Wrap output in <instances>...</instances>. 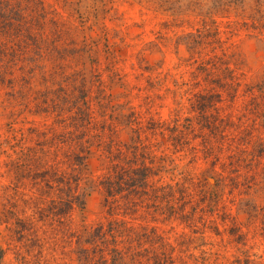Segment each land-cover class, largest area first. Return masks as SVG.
Wrapping results in <instances>:
<instances>
[{"label":"rangeland","instance_id":"374dc122","mask_svg":"<svg viewBox=\"0 0 264 264\" xmlns=\"http://www.w3.org/2000/svg\"><path fill=\"white\" fill-rule=\"evenodd\" d=\"M8 1L18 29L0 33V264H264V154L241 171L250 183H209L227 177L244 129L250 152L264 148V8ZM80 109L82 127L68 128ZM69 135L84 151L61 144L55 158L50 140ZM99 141L113 145L112 213L86 184L106 173ZM73 150L79 160L63 163ZM51 165L84 194L59 222L39 217L58 192L31 180Z\"/></svg>","mask_w":264,"mask_h":264},{"label":"trees","instance_id":"16d2710c","mask_svg":"<svg viewBox=\"0 0 264 264\" xmlns=\"http://www.w3.org/2000/svg\"><path fill=\"white\" fill-rule=\"evenodd\" d=\"M246 0H216V6L217 8L224 6L225 4L230 3H238L242 6L245 5ZM250 3H252L251 8L252 10H255L256 13L261 14V8H264V0H249ZM14 11V7L9 4L8 0H0V30L1 34H8L10 37L11 31H17L16 28L12 27V17L11 13ZM5 13L8 15L5 16ZM260 17H262L260 15ZM258 23H259V17H258ZM25 25V24H24ZM23 25V26H24ZM23 26H19V34H22V28ZM9 27L6 29V32H4V28ZM12 37V36H11ZM1 64V60H0ZM1 69V67H0ZM261 86L259 85V95L254 98L255 101H258L260 105L262 104V101H264V95L261 93ZM254 89L256 87H248V92H254ZM250 106V103H249ZM248 106V107H249ZM256 108L257 106L254 105ZM88 111V110H86ZM85 110H78V112L71 118V121L69 124H67V127H73L76 131L79 130L80 127L78 126V122H82L83 116H88ZM256 113V112H255ZM256 121L264 119V108L261 111V113L256 114ZM262 122V121H259ZM262 125V124H261ZM250 130L244 129L243 132L239 135L236 141H234V145L231 146L230 149H228V164H221V168L223 170L228 169V175L227 177L219 174L217 177L212 176V179L209 180V183L215 184L216 188L219 187V184H224L229 181L230 184H248L250 183L251 178L247 176L246 174L242 173V170H248L251 169L253 166V162L255 161V158L257 156H261L264 154V148H258L257 151L254 149L251 150V152L248 150V145L250 144ZM51 145L54 147V156L55 158H58V152L61 148H59V145L63 144L69 145V148H72L74 144L79 146V148L84 151L83 146L81 144L79 137H73L72 135H69L67 138L60 139L52 138L50 140ZM96 143V142H95ZM233 144V143H232ZM260 147H264V143H259ZM97 149L99 151V159L101 160L103 166H105L104 170H106V173L101 175L98 180L97 184H93L92 182H87L88 184L87 189H91L92 187L100 188L103 196L105 197V206L108 208V213H112L113 211V202L110 201L111 198H113L117 192L114 186L113 178L115 174V164H114V153H113V145L111 141L108 142H97L96 143ZM230 147V146H229ZM227 146V148H229ZM254 147V146H253ZM41 154H43V151H40ZM211 153V152H209ZM60 160L63 163H69L73 158L79 160V155L75 154L74 150L71 152H67L62 154V157ZM85 157H82V163L84 162ZM219 157L215 156V161L213 162L212 166L217 165V162H219ZM40 167V163L37 164ZM68 174V173H67ZM67 174L64 172H60L58 170V167L56 165H51L48 170L43 172L42 174L35 173L34 176L31 178L33 184L36 187H38V192L40 194L49 193L52 191L54 194L58 192L59 197L52 201L51 207L47 208V210H41L39 212V217L42 218H50L53 221L59 222L57 220V217H59L61 214L67 215L70 214L74 208L78 205L83 204V198L84 194H79V184H78V178L75 179L67 177ZM49 176V178H47ZM147 178V174H146ZM131 181L134 184H137V180L135 178H131ZM143 181V180H142ZM46 213V214H45ZM40 219V220H41ZM79 261H81L82 257L84 256V259L86 260L88 258V255H86V251L80 250L79 251Z\"/></svg>","mask_w":264,"mask_h":264}]
</instances>
